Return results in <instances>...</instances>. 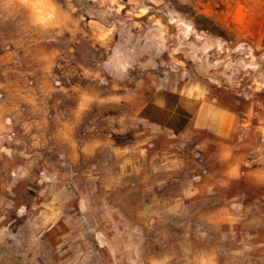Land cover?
<instances>
[{"label": "rangeland", "instance_id": "obj_1", "mask_svg": "<svg viewBox=\"0 0 264 264\" xmlns=\"http://www.w3.org/2000/svg\"><path fill=\"white\" fill-rule=\"evenodd\" d=\"M173 82L262 117L264 0H0V264H264Z\"/></svg>", "mask_w": 264, "mask_h": 264}, {"label": "crops", "instance_id": "obj_2", "mask_svg": "<svg viewBox=\"0 0 264 264\" xmlns=\"http://www.w3.org/2000/svg\"><path fill=\"white\" fill-rule=\"evenodd\" d=\"M170 93L177 100L174 111L181 109L189 115L182 129L170 127L172 146H183L194 135L204 150L214 142L216 162L229 165L225 175L232 181L243 179L264 186V114L256 121L249 112L223 107L208 97L199 82H173Z\"/></svg>", "mask_w": 264, "mask_h": 264}, {"label": "clouds", "instance_id": "obj_3", "mask_svg": "<svg viewBox=\"0 0 264 264\" xmlns=\"http://www.w3.org/2000/svg\"><path fill=\"white\" fill-rule=\"evenodd\" d=\"M48 7H49V8H52L51 5H49ZM53 12H54V9H53ZM39 22H41V23H45V22H46V18H44V17L39 18Z\"/></svg>", "mask_w": 264, "mask_h": 264}, {"label": "trees", "instance_id": "obj_4", "mask_svg": "<svg viewBox=\"0 0 264 264\" xmlns=\"http://www.w3.org/2000/svg\"><path fill=\"white\" fill-rule=\"evenodd\" d=\"M199 21L201 22V21H209V20H207L206 18H199ZM214 27H218V26H214Z\"/></svg>", "mask_w": 264, "mask_h": 264}, {"label": "built area", "instance_id": "obj_5", "mask_svg": "<svg viewBox=\"0 0 264 264\" xmlns=\"http://www.w3.org/2000/svg\"><path fill=\"white\" fill-rule=\"evenodd\" d=\"M263 150H264V148H263Z\"/></svg>", "mask_w": 264, "mask_h": 264}]
</instances>
